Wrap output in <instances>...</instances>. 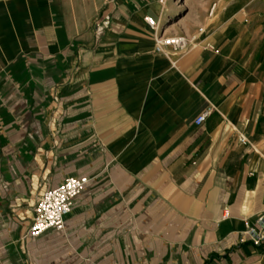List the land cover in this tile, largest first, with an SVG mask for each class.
I'll list each match as a JSON object with an SVG mask.
<instances>
[{
	"label": "crops",
	"instance_id": "crops-1",
	"mask_svg": "<svg viewBox=\"0 0 264 264\" xmlns=\"http://www.w3.org/2000/svg\"><path fill=\"white\" fill-rule=\"evenodd\" d=\"M213 2L0 0V264H264V2ZM146 16L197 43L155 52ZM80 174L64 230L26 235Z\"/></svg>",
	"mask_w": 264,
	"mask_h": 264
},
{
	"label": "built area",
	"instance_id": "built-area-1",
	"mask_svg": "<svg viewBox=\"0 0 264 264\" xmlns=\"http://www.w3.org/2000/svg\"><path fill=\"white\" fill-rule=\"evenodd\" d=\"M215 10L216 2H213L208 8L207 16L211 18ZM144 20L153 29L155 52H183L197 43L195 35H165L163 31H159L158 24L152 17L146 16ZM197 31L204 33L205 27L201 26ZM207 113V111H204L198 114L194 120L195 124H201ZM240 141L245 142L246 138L240 136ZM89 181L90 177L87 174L70 176L65 178L58 186L38 195L32 207L33 218L27 228L26 235L35 237L48 229L64 230V216L70 211L74 200ZM257 223L258 228L250 226L243 233V237L249 236L254 244H259L264 240V216L258 218Z\"/></svg>",
	"mask_w": 264,
	"mask_h": 264
},
{
	"label": "rangeland",
	"instance_id": "rangeland-1",
	"mask_svg": "<svg viewBox=\"0 0 264 264\" xmlns=\"http://www.w3.org/2000/svg\"><path fill=\"white\" fill-rule=\"evenodd\" d=\"M214 0H165L168 7L164 8L165 17L169 16L170 23L168 25L177 24L186 20L191 14H195L198 10L206 12V9ZM167 15V16H166ZM215 20V17L213 18Z\"/></svg>",
	"mask_w": 264,
	"mask_h": 264
}]
</instances>
